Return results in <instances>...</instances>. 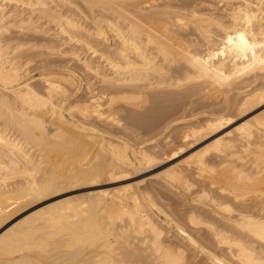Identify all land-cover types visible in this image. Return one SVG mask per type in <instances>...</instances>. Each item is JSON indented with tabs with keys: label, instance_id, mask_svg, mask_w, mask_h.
Wrapping results in <instances>:
<instances>
[{
	"label": "bare ground",
	"instance_id": "1",
	"mask_svg": "<svg viewBox=\"0 0 264 264\" xmlns=\"http://www.w3.org/2000/svg\"><path fill=\"white\" fill-rule=\"evenodd\" d=\"M155 1L0 0V230L65 182L143 174L156 156L109 132L120 126L121 104L136 116L155 101L179 99L182 87L236 111L264 97L257 87L240 101L227 98L251 74L264 77V0H214L225 5L218 14L217 2L186 0L178 9ZM53 55L74 60L101 93L86 87L88 101L69 102L73 69L41 74L40 87L21 81L35 57ZM225 116L186 125L181 145L236 115ZM214 141L213 160L145 174L120 200L85 193L74 199H89L86 206L65 199L24 216L0 233V264H264V113ZM163 194L167 211L154 201Z\"/></svg>",
	"mask_w": 264,
	"mask_h": 264
},
{
	"label": "rangeland",
	"instance_id": "2",
	"mask_svg": "<svg viewBox=\"0 0 264 264\" xmlns=\"http://www.w3.org/2000/svg\"><path fill=\"white\" fill-rule=\"evenodd\" d=\"M146 1H148V3H149V0H146ZM185 1L186 0H184V1L183 0H168V1L167 0H164V1L163 0L162 1L156 0L155 4H157V5L167 4L168 6H171V7L175 6V8L179 7L181 9L182 8L181 5ZM189 1L201 2V0H187V2H189ZM202 1H204V3L208 2V4H210L211 7L213 5L216 6V4H217L218 8L212 7L213 8L212 12L214 14H218L221 11L222 7H225L223 2H220V3L217 1L214 2V0H202ZM210 1H211V3H210ZM148 3L146 5H148ZM205 5H207V4H205ZM10 6L14 7V5H10ZM10 6L8 5V8ZM202 6H204V5H200V7H199V5H197L196 9L197 8L203 9L205 7V6L204 7H202ZM211 7H209V8H211ZM183 9L189 10L190 8H183ZM215 33L216 34H214L213 38H214L216 44H218L221 41L220 37L222 35L220 34V32H215ZM10 34H9V36H15V35H13L14 33H10ZM217 36H220V37H218V39H217ZM31 38H34V37H31ZM184 39L188 40V36L187 35L184 36ZM36 42L40 43L39 39L36 40L34 38V39H31L29 41V43H36ZM72 45H75V44H72ZM65 47H68V46H65ZM75 47H76V45H75ZM196 48L197 49H203V48H201V46L199 44L196 46ZM40 49H42V48H40ZM43 57H40V56L38 58L35 57L37 59V60L34 59L36 62L33 60L34 62H31L28 65V68H24L25 71L28 72L29 74L23 70L25 72L26 76L23 75L24 72L21 73L23 75V78L21 79V81L23 80L22 82H25L28 80L29 82H31V84L33 83V85H36V86L38 85L40 87L42 85V83H41V80H39L38 78L41 74L51 73V74H57L59 76L63 75V74L67 76L68 72L73 69L72 71L75 72L73 74V76H75V77H73L75 85H74V89L73 88H71L72 90L70 89L71 92L72 91L73 92H72V94L70 92L71 97L69 99L70 100L69 102H71V103H75V102L81 103L82 101L86 102V100L88 101V97L90 98L89 93L95 92L94 94H97V95L99 93H101V91H102L101 85L98 82H96V80L93 79L91 76H89L90 74L85 75L86 73H84L83 71L82 72L79 71L80 67L77 66V63L74 60L71 61L70 59H67L68 60L67 61L66 57L62 58L63 56L62 57L60 56L62 58V59H60L59 56L55 57L54 55L49 57V58H46V59H42ZM54 58L55 59L57 58V59L54 60ZM42 60H44V61H42ZM45 60H48V61L45 62ZM51 60H52V62H51ZM44 62L47 64L48 63H50V64H48V66H45L47 64H45ZM35 63H37V64H35ZM76 67H78V68H76ZM36 68H38V69H36ZM39 68H40V70H39ZM68 69H70V70H68ZM36 76H38V77H36ZM28 77H29V79H28ZM82 77H85V78H82ZM262 85H264V77H262V76L253 77L251 74L250 76L247 77V80H245L244 83L234 84L231 87H229L230 91L227 94V98H228L229 103L231 104V102H233V103L235 101L237 102V100L240 101L245 93L251 92L252 89H255L257 87H259V88L264 87ZM86 87H89V90H91L93 92L87 91L88 89ZM85 88H86V90H85ZM96 88H97V90H95ZM185 88L183 90V87H182V91H184V92L180 93V91H179V94L180 95L182 94L181 95L182 98L178 97L179 99H177L178 95L177 96L174 95V96H172L171 99H168V100L166 99L163 102H162V100L155 101L152 104L147 105L146 109L139 111V114L137 113L136 116L135 115L130 116L129 114H127V112H129L130 109L127 106L126 107L122 106V104L117 109V116H118V119L120 120L119 121L120 126L119 127L118 126L108 127L110 130L109 132L113 133L111 135L114 137V139L122 140L125 143L129 144L134 150H137L136 152H138V154H139V151L142 150V151H146V152L152 154L153 156H156L155 160H153L150 163H147L149 165H147L146 169L144 170L143 174H141V176L135 175L132 172V170L124 169L120 172H113L112 174H106V175H103L101 177L94 178V179L78 180L77 182H74V181L73 182L72 181L71 182H65L64 184H61L59 187L57 186L56 189L51 190L48 193L40 194V195L36 196L34 199L32 198L30 202H27V204L21 206L18 210H16L9 217L11 219L9 220L7 226H5L3 229L0 230V233L4 229H6V227L14 224L15 222H17L18 220H20L24 216H26L32 212H35V211L41 209L42 207H46L49 204L51 205L53 203L63 201L65 199H74L75 197L81 196L82 194H85V193H93L94 195H92L91 199H93V198L109 199L110 198V199L120 200L121 197L126 192L132 190L133 183L136 180L143 177L145 174L161 172L164 169H167L169 167H173V168L175 167V169L177 168V170H180V168L184 167L185 164H191V162L193 160H196L197 157L199 158V157H202L203 155L207 157L210 154V151L215 148V144H214V148L212 146L213 145L212 142L214 140H216L219 137H222L224 135L229 136V137L230 136L233 137L234 133H236V131L240 125L250 121L251 118L254 117L255 115H258L260 113H264V97L263 96H262V98H260V97L256 98L257 101L255 99L253 100L254 102L251 101L252 103L250 102L249 105H247L248 107L245 105L246 107L244 106L243 110L241 107V111L240 110L236 111L235 109H232L231 107H227L223 101V98H219V100L217 99L218 101L215 100V102L212 100H209V101L206 100L207 101L206 102L204 99H203L204 100L203 101L199 96H193L194 99H192L191 98L192 96H190V95H189L190 97L188 96L189 92L188 93L185 92V90H187ZM189 91H190V89H189ZM185 93H187V95ZM174 97H176V98H174ZM195 97H198V98H195ZM233 97H234V100L232 99ZM173 98H174V100H172ZM199 98H200V100H199ZM84 99H85V101H84ZM180 99H182V100H180ZM169 101H171V102H169ZM211 101L214 102V104ZM219 102H221V103H219ZM152 105H154V106H152ZM224 105H225V108H224ZM119 109H121V110H119ZM126 110H127V112H126ZM240 112H241V114H240ZM210 113L217 114V115L225 114L226 116L228 115L229 117H230V115H233V116L236 115V116H234L235 118L233 116H231V118L233 117L232 120L234 119L233 122L230 125L223 128L222 130L215 132L214 134L212 132H210L209 129H206L207 131L201 130L202 132H199L197 134V136H195V138L193 137L188 141V143L181 145L182 143L179 141L181 132L179 130H182V128H185V126L189 125V124H192V125L201 124L202 122L205 121V117ZM129 118H131V119H129ZM133 118H134V120H133ZM93 121L95 122V124H98L99 126L102 125L103 128L107 127L102 122L99 123L98 120L94 119ZM203 129H205V128H203ZM178 134H179V136H178ZM214 142H216V141H214ZM213 159H214V157H213ZM213 159L211 156L209 157V161L213 160ZM59 169H60V167L57 168V170H59ZM192 177H194V176H192ZM192 177H190V179H193ZM197 180L198 179H196L194 177V181L196 183L199 182V181L197 182ZM195 189H197V187ZM88 200L89 199H86V200L74 199L71 202V204L81 203L82 206H86L88 204V202H87ZM154 201H155L157 206L162 208L163 211L168 210L167 205L170 204V202H171L169 196L166 194H163L162 197H154ZM57 252H58V249L55 250L54 253H57Z\"/></svg>",
	"mask_w": 264,
	"mask_h": 264
},
{
	"label": "snow or ice",
	"instance_id": "3",
	"mask_svg": "<svg viewBox=\"0 0 264 264\" xmlns=\"http://www.w3.org/2000/svg\"><path fill=\"white\" fill-rule=\"evenodd\" d=\"M240 39L243 41V40H244V37H243V36H241V37H240Z\"/></svg>",
	"mask_w": 264,
	"mask_h": 264
}]
</instances>
